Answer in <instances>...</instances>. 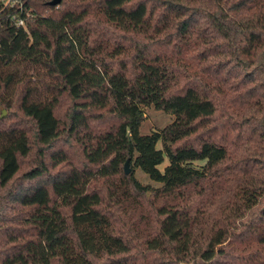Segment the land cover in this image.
<instances>
[{"label": "trees", "instance_id": "trees-1", "mask_svg": "<svg viewBox=\"0 0 264 264\" xmlns=\"http://www.w3.org/2000/svg\"><path fill=\"white\" fill-rule=\"evenodd\" d=\"M23 1L0 264H264V0Z\"/></svg>", "mask_w": 264, "mask_h": 264}, {"label": "rangeland", "instance_id": "rangeland-1", "mask_svg": "<svg viewBox=\"0 0 264 264\" xmlns=\"http://www.w3.org/2000/svg\"><path fill=\"white\" fill-rule=\"evenodd\" d=\"M3 111H5V115H7V110L2 109L1 112ZM173 119H174V116L170 114H167L163 111L150 109L147 112V115H146V118H145V121L142 127V131L144 133H147L151 131L152 129L162 128L168 123H170ZM168 162H169L168 159H166L165 163L161 166V168L164 169L165 165H167ZM129 168H130V163H129ZM138 177H140V179L144 182H149V179L139 171H138Z\"/></svg>", "mask_w": 264, "mask_h": 264}, {"label": "built area", "instance_id": "built-area-1", "mask_svg": "<svg viewBox=\"0 0 264 264\" xmlns=\"http://www.w3.org/2000/svg\"><path fill=\"white\" fill-rule=\"evenodd\" d=\"M24 8L23 0H0V12L8 11L5 17L17 26L25 25Z\"/></svg>", "mask_w": 264, "mask_h": 264}, {"label": "water", "instance_id": "water-1", "mask_svg": "<svg viewBox=\"0 0 264 264\" xmlns=\"http://www.w3.org/2000/svg\"><path fill=\"white\" fill-rule=\"evenodd\" d=\"M61 0H52L50 2L51 5H56L60 2ZM5 115V111L2 112L1 116L3 117ZM125 172L128 174L130 172V168H129V160L126 161L125 163Z\"/></svg>", "mask_w": 264, "mask_h": 264}]
</instances>
